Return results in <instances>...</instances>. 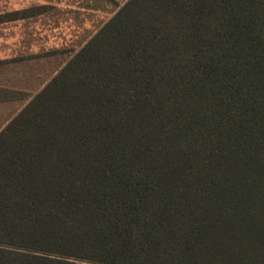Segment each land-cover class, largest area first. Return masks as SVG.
Masks as SVG:
<instances>
[{"label":"trees","instance_id":"16d2710c","mask_svg":"<svg viewBox=\"0 0 264 264\" xmlns=\"http://www.w3.org/2000/svg\"><path fill=\"white\" fill-rule=\"evenodd\" d=\"M0 264H264V0H127L0 132Z\"/></svg>","mask_w":264,"mask_h":264},{"label":"rangeland","instance_id":"374dc122","mask_svg":"<svg viewBox=\"0 0 264 264\" xmlns=\"http://www.w3.org/2000/svg\"><path fill=\"white\" fill-rule=\"evenodd\" d=\"M127 0H0V126L25 106Z\"/></svg>","mask_w":264,"mask_h":264},{"label":"crops","instance_id":"0c3cea01","mask_svg":"<svg viewBox=\"0 0 264 264\" xmlns=\"http://www.w3.org/2000/svg\"><path fill=\"white\" fill-rule=\"evenodd\" d=\"M11 120H12V119L7 120L4 124H2V125L0 126V132L5 128V126H7V125L9 124V122H10Z\"/></svg>","mask_w":264,"mask_h":264}]
</instances>
